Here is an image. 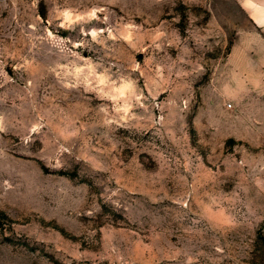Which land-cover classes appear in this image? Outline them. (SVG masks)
<instances>
[{
    "label": "rangeland",
    "instance_id": "374dc122",
    "mask_svg": "<svg viewBox=\"0 0 264 264\" xmlns=\"http://www.w3.org/2000/svg\"><path fill=\"white\" fill-rule=\"evenodd\" d=\"M253 32L238 0H0V264H264Z\"/></svg>",
    "mask_w": 264,
    "mask_h": 264
},
{
    "label": "crops",
    "instance_id": "0c3cea01",
    "mask_svg": "<svg viewBox=\"0 0 264 264\" xmlns=\"http://www.w3.org/2000/svg\"><path fill=\"white\" fill-rule=\"evenodd\" d=\"M244 13L248 17L254 26V39L264 41V0H238ZM257 35V36H256ZM259 35V36H258ZM264 45V44H263ZM234 51V50H233ZM248 52L250 50H245L244 53L248 57H251ZM264 52V48L261 53ZM233 52H230V56Z\"/></svg>",
    "mask_w": 264,
    "mask_h": 264
}]
</instances>
